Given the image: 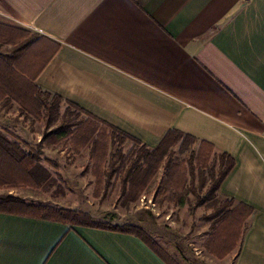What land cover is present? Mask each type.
<instances>
[{
    "label": "crops",
    "instance_id": "0c3cea01",
    "mask_svg": "<svg viewBox=\"0 0 264 264\" xmlns=\"http://www.w3.org/2000/svg\"><path fill=\"white\" fill-rule=\"evenodd\" d=\"M0 25L28 33L3 48L27 43L26 79L107 137L177 131L232 157L217 196L252 214L228 257L264 264V0H0ZM0 264L168 263L132 233L0 214Z\"/></svg>",
    "mask_w": 264,
    "mask_h": 264
},
{
    "label": "rangeland",
    "instance_id": "374dc122",
    "mask_svg": "<svg viewBox=\"0 0 264 264\" xmlns=\"http://www.w3.org/2000/svg\"><path fill=\"white\" fill-rule=\"evenodd\" d=\"M68 111L76 110L62 104L61 114ZM61 122L60 118L47 129L45 121L23 115L16 102L0 103V133L38 158L34 182L15 188L5 185L0 195H13L28 204L80 211L99 223L137 228L176 264H233L230 254L220 260L207 250L215 221L208 218L224 201L217 196V201L197 206L211 184V171L191 166L192 152H197L200 145L178 144L162 153L148 149L150 155L126 180L141 145L129 139L114 141L104 128L91 125L82 114L70 120L79 123L72 128L79 127L74 136L59 143L52 137L45 138ZM90 152L98 153L99 159H86ZM113 163L121 168H113ZM138 182L147 185L132 201L129 184Z\"/></svg>",
    "mask_w": 264,
    "mask_h": 264
},
{
    "label": "trees",
    "instance_id": "16d2710c",
    "mask_svg": "<svg viewBox=\"0 0 264 264\" xmlns=\"http://www.w3.org/2000/svg\"><path fill=\"white\" fill-rule=\"evenodd\" d=\"M14 34H19L24 38L28 36L27 32L0 25V103L10 105L16 102L20 106L23 115L32 117L37 121H45L47 129L52 127L61 118V125L45 135V138L52 137L55 143L74 136L79 127L75 130H72V128L79 123H71L70 120L77 118V115L81 114V112L62 97L42 91L33 83L34 81L26 79L18 70L16 67L17 60L20 58V52L26 50L27 43L24 40L20 42V46L15 49L14 54L3 50L5 46L14 42ZM14 44L16 43L14 42ZM64 103L74 108L77 112L68 111L62 115L61 106ZM75 112L77 115L74 114ZM112 138L114 141L118 140L121 143L128 139L125 135L121 136L115 133L112 134ZM134 142L136 145H140L137 141ZM191 143H195L192 137L183 135L177 131H170L155 149V152H168L170 148L178 144H181L182 147H188ZM149 155L150 151L147 147L141 145L137 159L132 162V166L127 172L126 180L129 179L128 177L131 178L133 176L136 167H139L140 162ZM37 160L38 158L35 155H28L17 143L10 141L4 134L0 133V188L5 185L15 188L34 182L36 180L35 176H37ZM195 165L203 169L205 168L206 171H211V184L205 197L198 202L197 206L217 201V193L225 178L234 168L235 160L227 154L216 155L214 154L213 147L200 144L198 151L192 152L191 166ZM112 167L116 169L121 168L119 166L116 167L115 163L112 164ZM109 174L111 175L112 172ZM205 180L206 178L203 179L202 186ZM124 185V190H126V183ZM146 185L139 182L129 184V194L134 197L131 198L132 201H135L142 194ZM234 204L233 200H226L220 203L215 207V213L208 218L210 220L215 219V221L211 227L212 233L208 240L207 250L220 260H223L235 250L241 236L240 225L237 226V224L235 228V224L231 223L230 220L237 216L239 217L238 221L241 219L243 224L247 217L252 214L251 210L247 207L243 205L234 207ZM0 214L31 217L71 227H88L132 233L149 244L168 264H176L158 245L150 241L143 231L131 226H113L109 223L95 222L89 214L80 211L60 207H48L42 204H28L13 195H0Z\"/></svg>",
    "mask_w": 264,
    "mask_h": 264
}]
</instances>
